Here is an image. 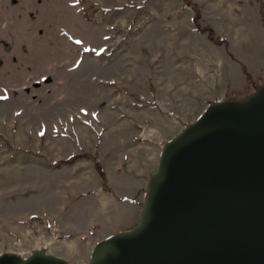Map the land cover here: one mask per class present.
<instances>
[{"label":"rangeland","instance_id":"obj_1","mask_svg":"<svg viewBox=\"0 0 264 264\" xmlns=\"http://www.w3.org/2000/svg\"><path fill=\"white\" fill-rule=\"evenodd\" d=\"M263 82L264 0H0V254L86 264L163 142Z\"/></svg>","mask_w":264,"mask_h":264},{"label":"water","instance_id":"obj_2","mask_svg":"<svg viewBox=\"0 0 264 264\" xmlns=\"http://www.w3.org/2000/svg\"><path fill=\"white\" fill-rule=\"evenodd\" d=\"M0 264L71 263L36 250ZM86 264H264V82L163 142L137 223L95 242Z\"/></svg>","mask_w":264,"mask_h":264},{"label":"trees","instance_id":"obj_3","mask_svg":"<svg viewBox=\"0 0 264 264\" xmlns=\"http://www.w3.org/2000/svg\"><path fill=\"white\" fill-rule=\"evenodd\" d=\"M188 4H190V3H188ZM190 6L194 9V5H191L190 4ZM195 10V9H194ZM195 13H196V15H197V11H195ZM196 15H194V18H193V20L195 21L194 23H195V26L198 28V29H200L199 28V26H198V24L196 23V20H195V18H196ZM201 30V29H200ZM203 31H206V33H207V36H208V38L209 39H212V32H211V30L209 29V28H207V29H204ZM73 158V157H72ZM72 158H69V159H66V161H70V160H72ZM100 171V170H99ZM100 175H102V171H100Z\"/></svg>","mask_w":264,"mask_h":264},{"label":"snow or ice","instance_id":"obj_4","mask_svg":"<svg viewBox=\"0 0 264 264\" xmlns=\"http://www.w3.org/2000/svg\"><path fill=\"white\" fill-rule=\"evenodd\" d=\"M77 2H78V0H77ZM76 43H78V44H79V43H81V41L77 40V41H76Z\"/></svg>","mask_w":264,"mask_h":264}]
</instances>
